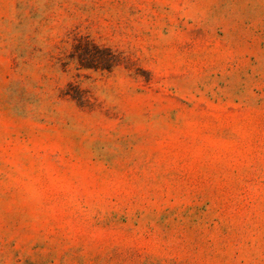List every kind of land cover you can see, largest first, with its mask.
I'll use <instances>...</instances> for the list:
<instances>
[{
  "label": "rangeland",
  "instance_id": "1",
  "mask_svg": "<svg viewBox=\"0 0 264 264\" xmlns=\"http://www.w3.org/2000/svg\"><path fill=\"white\" fill-rule=\"evenodd\" d=\"M0 264H264V0H0Z\"/></svg>",
  "mask_w": 264,
  "mask_h": 264
}]
</instances>
